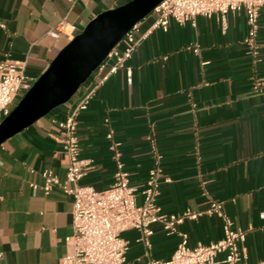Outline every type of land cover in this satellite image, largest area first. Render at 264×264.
Masks as SVG:
<instances>
[{
	"label": "crops",
	"instance_id": "obj_1",
	"mask_svg": "<svg viewBox=\"0 0 264 264\" xmlns=\"http://www.w3.org/2000/svg\"><path fill=\"white\" fill-rule=\"evenodd\" d=\"M127 1L0 0V62L26 61L27 73L38 78L95 16ZM155 18L150 13L137 24V37ZM247 34L244 9L154 29L129 62L133 83L125 70L112 74L77 121L81 156L91 162L82 183L109 188L116 152L138 193L159 168L162 211L202 213L178 225L189 244L223 237L222 220L206 212L212 200L221 201L234 225L247 231L241 247L255 264L264 260V8L257 57L248 52ZM102 74H92L69 102L0 146V264H58L65 254L72 198L31 183L43 184L45 169L65 179L69 160L57 121L75 111ZM154 230L151 248L137 240V229L124 233L130 264L172 256L180 235L161 225Z\"/></svg>",
	"mask_w": 264,
	"mask_h": 264
},
{
	"label": "built area",
	"instance_id": "obj_2",
	"mask_svg": "<svg viewBox=\"0 0 264 264\" xmlns=\"http://www.w3.org/2000/svg\"><path fill=\"white\" fill-rule=\"evenodd\" d=\"M262 8L264 0H163L152 11L156 18L146 33L137 37L136 24L111 49L106 59L92 73L103 74L82 96L75 111L57 121L62 149L69 160L65 179L61 180L52 170L45 169L42 171L44 183H31L34 190L42 189L47 194L54 188H60L72 198L73 231L65 239L67 249L58 264H130L127 257L130 243L124 233L137 229L140 232L137 240L151 248L156 225H161L168 234L178 233L181 239L168 260L151 258L147 264H250L241 247L247 231L234 225L221 201L212 200L206 212L222 220L223 237L206 244H189L188 234L180 232L178 225L186 218H198L202 213L187 210L182 214H168L162 211L157 203L161 184L159 168L149 172L145 186L138 193L137 188L131 184L129 173L119 158L120 154L116 152L115 181L109 188L98 189L82 183L91 162L81 156L77 114L89 106L98 86L119 70H125L127 82L132 84L133 68L129 62L141 40L156 28L167 30L171 21L181 25L187 22L195 25L198 16L224 18L231 11L244 9L248 23L245 43L248 52L257 57ZM26 69V61L6 58L0 62V121L10 114L17 101L37 79L28 74ZM112 137L113 132L110 131L108 138ZM165 180L170 181V178ZM260 217L264 218V210L260 212ZM2 255L0 250V258ZM255 264H264V260Z\"/></svg>",
	"mask_w": 264,
	"mask_h": 264
},
{
	"label": "water",
	"instance_id": "obj_3",
	"mask_svg": "<svg viewBox=\"0 0 264 264\" xmlns=\"http://www.w3.org/2000/svg\"><path fill=\"white\" fill-rule=\"evenodd\" d=\"M163 0H129L95 16L0 121V146L55 108L69 102L124 35Z\"/></svg>",
	"mask_w": 264,
	"mask_h": 264
}]
</instances>
